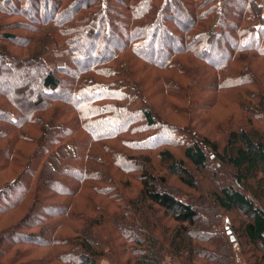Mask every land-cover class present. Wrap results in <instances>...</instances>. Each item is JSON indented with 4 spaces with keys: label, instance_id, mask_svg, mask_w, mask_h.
<instances>
[{
    "label": "trees",
    "instance_id": "1",
    "mask_svg": "<svg viewBox=\"0 0 264 264\" xmlns=\"http://www.w3.org/2000/svg\"><path fill=\"white\" fill-rule=\"evenodd\" d=\"M70 1L0 0V15L6 17L4 19H22L4 24L5 29L18 27L29 35L4 33L3 38L11 41L15 47L30 50L24 54L30 57L27 56L26 60L18 58V54L11 56L12 53L0 51V71L3 70L0 72L1 85L3 81L12 82L27 67H33L35 73L41 76L40 80L34 77L22 80L18 85L20 87L11 93L0 89V97L3 96L10 105L9 110L7 106H0V119L13 129L9 133L8 129L5 130L6 135L12 136L9 146L15 149L16 139L21 138L20 131L24 127L35 126L40 134L37 139L40 152L32 156L31 162L35 164L42 153L48 165L55 166L53 170L45 169L47 179L41 176L39 180L42 183L39 186L47 183L51 185L54 170L63 164H68L71 170L64 176V183L69 186L67 189L58 190L53 185V189L50 188L54 194L65 197L67 202L58 208H45L50 212H58L60 218L49 215L33 222L32 228L42 229L40 235V232L28 233L31 229L26 225L28 219L6 234L0 232V264H97L102 254L98 251L100 247L93 233L104 225L106 212L97 208V213H93L95 207L92 209L89 206L87 212L90 214H87L83 206L79 207L75 198L83 194L85 198L87 193L90 194L86 196L87 201L99 195L113 205L123 200L127 202L128 208L124 210L133 219L132 223L121 228L116 222L121 239L128 244L126 250L129 255L125 258V264H161L165 259L173 256L182 258L183 255H187L188 260L201 258L211 264H235L231 245L223 238L220 239L224 244L222 255L216 252L212 254L207 248L194 244V240L207 242L208 237L203 234L199 236L197 231L198 228L206 227L208 218L191 202L177 199L175 192L168 187L172 185H167L165 176L149 173L154 171L149 156L142 155V160L131 161L135 170L136 163L141 164L140 187L136 196L126 199L118 194L115 179L109 177L108 180H99L88 163L95 160L91 151L98 149L112 155V166H108L123 172L129 159L123 152L125 148H130L132 152H147L150 151L148 147L159 142L156 140L163 137L162 134L169 136L168 133L177 131L178 128L173 125L169 128L159 127L149 109L129 110L143 93L135 65L139 63L142 68L149 70L145 73L170 71L178 73L176 77L180 78V73L185 72L175 68L178 66L174 62L175 57L191 55L199 58L196 47L202 39L192 40L191 28H195V24L202 26L205 21L211 27L222 30L220 36L223 38L216 39L217 43L209 41L215 38L214 31L206 32L205 36V43L211 44L212 51L226 56L223 65H213L208 61V56L201 59L204 63L202 67L212 73L226 72L230 60L243 63L241 56L247 53H251V57L264 59V0H175L179 5L174 4L173 0H73L68 4ZM232 3L241 4L236 16L229 8ZM177 13L188 14L187 25L175 27L173 17ZM162 22L166 25L165 31L160 28ZM254 22L259 26L253 34L250 32L252 28L247 26L251 27ZM173 25L175 29H172ZM225 25H229L226 31ZM188 40L185 50L173 45L177 42L183 47V42ZM164 41H169L173 46L165 49L163 59L156 58L159 55L156 51L154 59H150L147 49ZM60 42L63 47L58 52L52 49V53L60 54V57L50 62H36L38 57L46 54L50 56L51 47L58 48ZM83 42L87 44L86 51L80 49ZM58 59H62L61 64H58ZM82 60L84 64L80 63ZM167 75L173 76L167 73L166 77L157 76L156 79L164 81L169 91L178 92L175 80H168ZM129 80L133 82L134 88L129 86ZM244 80L236 77L226 82L240 85ZM31 84H38L39 97L36 103L26 107L25 94L30 93ZM20 89L24 92H20ZM162 94L166 97L165 93ZM176 101L179 102L178 94ZM198 107L191 106L190 114H198ZM182 112L186 113L185 108L176 110L178 115ZM115 121L116 125L110 126ZM136 122H142L147 128H157L161 133L138 145L139 141L130 140L136 135ZM204 149L210 153V157ZM44 152L50 158L44 157ZM160 156L165 162L167 174L190 189L196 186L187 170V162L208 174H211L207 166L209 158L217 160L219 164L226 162L234 168L237 172L235 184L242 187L243 192L232 185H224L212 195L213 202L228 215H244L246 222L238 220L233 223L230 219L228 229H235L242 239L258 247L263 253L258 264H264V190L262 182H256L254 178L256 173L264 175V135L243 130L233 133L228 146L220 152L217 144L205 139L203 146L191 143L178 158L169 151L162 152ZM25 174L37 177L36 173L32 174V169ZM72 182L76 185H72ZM12 185L17 200L25 192L26 186ZM160 213L168 219L167 224L157 217ZM215 221L218 224V218ZM67 223L72 226L66 227ZM76 224L78 227H74ZM66 231H71L70 237L63 235ZM54 247L57 250L52 251V257L40 256L42 251ZM243 254L246 256L244 250Z\"/></svg>",
    "mask_w": 264,
    "mask_h": 264
},
{
    "label": "rangeland",
    "instance_id": "2",
    "mask_svg": "<svg viewBox=\"0 0 264 264\" xmlns=\"http://www.w3.org/2000/svg\"><path fill=\"white\" fill-rule=\"evenodd\" d=\"M173 2L174 4L179 5L177 1L173 0ZM229 8L233 16H236L241 9V4L232 3ZM172 9L174 10L173 7ZM4 18L6 17L0 15V26L2 28L0 31V51L12 53L11 56L18 54L20 55L17 56L18 58L26 60L28 55L26 56L24 54H28L30 50L15 47L10 43L11 41L3 38L4 33L14 35L23 34L28 37L29 35H27L22 28L13 27L6 30L4 27V24L22 21V19L18 17ZM173 21L176 28H181V25L184 26L188 24V14L177 13L173 17ZM195 25V28H191L192 40L196 41L202 39V42L196 47L198 50L196 55L199 58L197 59L191 55H179L174 59V62L178 65L175 68L185 72V74L180 73L182 78L180 76V78L176 77L178 73L170 71H153L152 73H145L149 70L144 67L142 68V65L139 63L135 65L138 80L142 82L143 93L141 97L136 99L134 104H131L129 110L135 112L136 110L140 111L141 109H149L159 127L169 128L173 125L178 128L177 131L175 133H168L169 136L162 134L163 137H159L158 140H156L159 142L148 147L150 151L147 152H132L130 148H125L123 152L129 159L127 160V165L124 166L123 172L108 166V164H111L112 166V155L98 149L91 151L93 152L95 160L93 163H88V166L91 168L93 174L96 173L98 175L99 180H108L109 177L115 179L117 185L114 182L113 183L115 184V187H118V194L120 193L121 197L126 199L129 196H136L138 188L140 187L139 170L141 164H139L140 162H137V170H135L136 167L132 165L133 163H131V161L142 160V155L143 157L149 156L152 162L151 167L154 169V171H149V173L158 177L165 176L167 185H172H168V187L172 188L171 191L175 192L174 195L177 199L185 203L191 202L193 206L199 208L201 213L203 215L205 214L208 218L209 223L206 224V227L202 229L198 228L197 231L199 236L203 234L204 237H208V239H206L207 242L202 243V241L194 240V244L197 243L202 248H207L212 254H215L216 252L217 254L220 253L222 255L221 249L224 244L220 239L223 238L231 245L230 248L232 249V256L235 260V264H258V261H260L263 256V253L259 251V248L252 246L245 241V239H242L235 229H233V231H231L232 229H228L230 219L233 223L238 220L246 222L244 215L242 213L240 215L236 213L228 215L227 212L220 210L217 204L213 202L212 195L218 188H222L224 185H232L237 190L243 192L242 187H238L235 184V175L237 172L234 168L226 162L225 164H219L217 160L209 158L207 166L211 171V175L206 171L195 169L187 162V170L193 177L196 186L195 189H190L183 186L177 178L173 176L171 177L167 174L165 162L160 156L162 152L169 151L173 154V157L175 156V158H178L183 153V150L191 143L194 142L203 146V140L205 139L217 144L220 152L228 146L230 136L233 133H239L243 130L248 131L249 133L256 132L264 135V59L261 58V60L251 57L252 54L247 53L241 56L243 63L239 64L230 60L226 65V67H228L226 72H216L217 74L212 73L207 68L202 67L204 63H202L201 59H205L208 56V61L213 65H223L226 63L225 54L216 53L214 49V51H212L210 44L213 42L217 43L216 39L219 40L223 38L220 36L222 30L211 27L205 21L202 26H198V24ZM165 26L166 25H163V22L160 24V28L163 31L166 30ZM258 26L259 24L254 22L251 27H247L250 29L252 28L250 32L254 34L256 33L255 29ZM172 29H175L174 25L172 26ZM228 29L229 25H225L224 30L226 31ZM208 31H214L215 38L212 37L209 39L210 43H205V36ZM147 37L149 38V33L147 34ZM120 42H122V40ZM187 42H189V40L183 42V47L177 42L173 45L176 47L179 46L180 50H185L187 48L185 45ZM62 45V43L58 45V48H56L57 46H52L50 51L51 54L49 53L50 56L46 54L38 57L41 59L36 58V62L39 63L43 60L50 62L53 58L60 57V54L52 53V49L54 48L53 52H58V49L63 47ZM171 45L172 44L169 41H164L157 44V46H153V48L147 49L146 52L150 59H154L156 55L155 51L158 52L159 55H156V58L159 57L161 60L163 59L162 54L165 52V49L171 47ZM86 48L87 44L83 42L80 49L86 51ZM18 58L14 59L18 60ZM250 58L251 61L249 62ZM61 63L62 59H58V64ZM80 63L84 64L85 62L82 60ZM243 69H245V71L241 72ZM0 72L2 73L3 70ZM167 73L173 74V76L167 75V77L169 76L168 80L170 78L175 80V85L177 86V89H179L178 92L169 91V88H166V83L164 81L156 79L157 76H160L161 78L166 77ZM19 76L17 75V78L9 83L3 81L2 85L0 81V89L11 93L12 90L16 91L20 87L18 85L24 79L32 77L37 78L38 80L41 79L40 74L38 72L35 73L33 67H27V69L24 70V73ZM236 77H239L242 80L245 79V82H242L240 85L234 83L230 85L226 82V80L232 81ZM128 83L130 87H135L131 80H129ZM223 83H225L226 86H222ZM29 87L31 90L30 93L28 92L25 94L26 101L24 103L26 107L36 103L39 97L37 92V89H39L38 84H31ZM20 92H24V90L20 89ZM20 92L18 94H20ZM162 93H165L166 97ZM177 94L179 96V102L176 101ZM17 98L19 97L17 96ZM7 103L8 101L4 99L3 96L0 97V106H7V109L9 110L10 105ZM194 105L200 106L196 108L198 114L194 112L190 114L191 106ZM182 108H185L186 113L182 112L180 116L176 113V110ZM249 121H252V123H248ZM116 123L117 122L115 121L113 124H110V126L113 127ZM134 127L137 129L136 135L131 137L130 140L139 141L137 142L138 145L145 142V139L157 137L159 136V133H161L157 128H147L142 122H136ZM6 129L9 130L8 133L10 130H13L10 124L0 119V232L6 234L9 231H12L20 222L28 219L26 225L31 228L28 233L38 234L40 232L38 234L40 235L42 229L32 228L34 226L33 222L49 215L54 216L55 219L60 218L58 212H50L45 210V208L48 206L58 208L67 202L65 197L54 194L50 188L53 189L54 186V188L58 190L67 189L69 186L64 183L66 181L64 176L65 173H69L71 170L68 164H63L59 169L56 168L54 170L55 176L51 179L53 181L50 183L51 185L47 183V185L40 187L39 184L42 183V181H40L39 178L44 176L47 179V171L45 169L48 168V170H53L55 166L48 165L46 162L47 160L43 158L42 153L37 158L35 164H32L31 162L32 156L36 152L37 154L40 152V143L37 141L40 137L39 130L35 126L24 127L23 130L20 131L21 138L16 139L14 145L15 149H13L9 146V141L12 136H8V134L6 135ZM23 139L27 141H24ZM204 151L207 156H209L210 153L206 151V149H204ZM117 152L122 154L119 151ZM44 157L50 158L47 152H44ZM31 169L32 174L36 173L37 177H32L30 174L27 176V174H25L26 171ZM254 178L256 182H262V188L264 190V175L256 173ZM12 183H14V187L16 185H21L22 187L26 186L25 192L19 195L17 200L15 199L16 195L14 194L15 191ZM72 185L75 186L76 183L72 182ZM254 187L255 186H253V188ZM89 195V193L86 194V196ZM86 196L84 198L83 194V196L76 197L75 202H78L79 207L83 206L87 214H90V212H87L90 207L92 209L95 207V212L93 213H97V208L106 212L104 225L102 228L96 229L93 233L95 241L100 247L98 251L102 254L97 260V264H125V258L129 255L126 250L128 244L121 239L120 233L117 231L116 222L121 225V228L129 226L132 223L133 219L130 218L124 210L128 208L127 202L123 200L120 204L114 202L113 205L102 196L94 195L89 201L86 200ZM12 201H15L13 205H9ZM201 201L207 203V205L202 204ZM7 205H9V207H7ZM157 217H159L165 224L169 222L162 214ZM215 218H218V224L216 223ZM227 218L229 220L228 222ZM70 226H72V224L67 223L66 227ZM104 226L105 228L103 229ZM74 227H78V224ZM207 227L208 229H206ZM237 227L239 226H236V228ZM237 230L239 231V229ZM70 233L71 231H66L63 235L70 237ZM231 237L233 240H231ZM110 240H112V244L110 243ZM56 250V247L44 250L40 253V256L44 258L48 256L52 257L53 252ZM243 250L246 253V256L243 254ZM161 264L211 263L201 258H191V260H188L187 255H183L182 258L173 256L171 259H165Z\"/></svg>",
    "mask_w": 264,
    "mask_h": 264
},
{
    "label": "water",
    "instance_id": "3",
    "mask_svg": "<svg viewBox=\"0 0 264 264\" xmlns=\"http://www.w3.org/2000/svg\"><path fill=\"white\" fill-rule=\"evenodd\" d=\"M231 240H233V238L231 237Z\"/></svg>",
    "mask_w": 264,
    "mask_h": 264
}]
</instances>
